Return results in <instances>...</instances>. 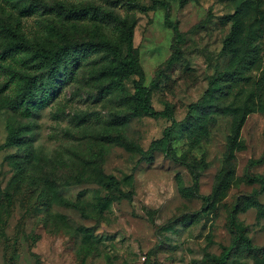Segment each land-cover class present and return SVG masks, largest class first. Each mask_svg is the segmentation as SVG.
Returning <instances> with one entry per match:
<instances>
[{
  "label": "rangeland",
  "instance_id": "obj_1",
  "mask_svg": "<svg viewBox=\"0 0 264 264\" xmlns=\"http://www.w3.org/2000/svg\"><path fill=\"white\" fill-rule=\"evenodd\" d=\"M244 1L0 0V56L27 63L0 69V264L15 237V264H210L234 235L263 251L226 264H264L259 208L229 228L236 202L264 207V0H249L250 54L222 53ZM129 31L140 72L119 85ZM14 73L37 80L28 118ZM136 85L175 123L133 115Z\"/></svg>",
  "mask_w": 264,
  "mask_h": 264
},
{
  "label": "trees",
  "instance_id": "obj_2",
  "mask_svg": "<svg viewBox=\"0 0 264 264\" xmlns=\"http://www.w3.org/2000/svg\"><path fill=\"white\" fill-rule=\"evenodd\" d=\"M249 5V0H245L242 6L232 15V19L234 20L228 35L226 36L223 42L222 53L224 56L228 57L231 64H235L250 54V50L246 51L245 49V39L243 38V32L247 29V23L249 22V16L247 15V9ZM86 14V11H84ZM171 29L176 33L177 40L181 39V35L178 33V29L175 25H170ZM124 43L126 46L125 56L124 58L117 63L116 65H111L109 67V76L111 80H117L118 84L121 85L123 81L129 79L137 75L140 72V67L138 64L136 50L132 45V34L129 31L124 38ZM249 44H252L249 41ZM27 63L23 59V55L17 49H11L2 56H0V69H11L13 71L19 70L21 66H26ZM222 83H225L227 86L231 84L232 81L236 80V76L233 73H230L229 70L223 73L220 77ZM11 82L13 87H20L21 85H25L29 87L28 96L24 95L20 101V103H14L12 101H8L9 105L13 108V110L20 114L22 117L28 118L31 113L30 110H35L37 108L36 104H33L30 99L31 88H36L37 80L32 79L28 75H19L18 73H14ZM34 91V90H33ZM47 91L43 92V96H46ZM47 98V97H46ZM45 98V99H46ZM193 108V107H192ZM133 115H142L150 118H167L172 121L174 124L173 116L167 111L164 110L162 112L155 111L149 101L147 99V90L141 85H136L134 89L133 95V106H132ZM125 118L123 119V121ZM188 121H193L192 118L188 117ZM243 124V119L236 124L234 127V131L238 133ZM195 124L189 125L188 127L193 128ZM168 134V133H167ZM19 140L14 135V130L10 129V145H18ZM263 159L253 161L252 165L260 164ZM253 180V179H251ZM114 183V179L108 178V186H112ZM259 208V213L264 216V207L258 205V203L254 200L247 201L245 207H241L239 202L233 205L231 214L229 216V228L232 234H234V223H235V215L241 211L248 210L250 208ZM17 238L15 237L13 240V251L12 256L8 258V264H15L13 255L17 251ZM234 250V251H233ZM240 250L244 251L243 253H238ZM263 251L261 248H254L250 240L244 235H234L232 239V243L229 247L225 248L223 252L219 256H213L210 258V264H226L231 258L235 257L237 254H251L254 256L255 252L261 253ZM145 264V263H143Z\"/></svg>",
  "mask_w": 264,
  "mask_h": 264
},
{
  "label": "built area",
  "instance_id": "obj_3",
  "mask_svg": "<svg viewBox=\"0 0 264 264\" xmlns=\"http://www.w3.org/2000/svg\"><path fill=\"white\" fill-rule=\"evenodd\" d=\"M146 261L145 257H142V264Z\"/></svg>",
  "mask_w": 264,
  "mask_h": 264
}]
</instances>
